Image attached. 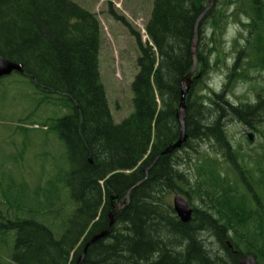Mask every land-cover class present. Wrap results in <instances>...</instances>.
<instances>
[{
    "label": "trees",
    "instance_id": "1",
    "mask_svg": "<svg viewBox=\"0 0 264 264\" xmlns=\"http://www.w3.org/2000/svg\"><path fill=\"white\" fill-rule=\"evenodd\" d=\"M152 1L148 40L137 38L133 111L117 123L100 79L97 15L72 0H0V55L22 65L14 73L33 85L38 109L67 111L47 125L66 147V166L35 189L21 184L15 193L6 186L1 194L0 264H240L249 255L264 264V210L253 201L260 206L254 185L260 179L264 190V168L256 179L227 131L230 121L255 129L264 118V92L256 103L229 98L236 79L257 82L264 71V0H227L224 9L215 2L210 10L211 0ZM239 16L249 35L235 40V62L218 88L209 77L233 55L222 56L220 36L228 19ZM195 36L200 70L187 96L188 139L163 154L180 136L181 89L194 66ZM203 143L217 158L198 160L202 177L193 182L177 153L199 154ZM232 173L242 192L229 180ZM62 187L73 205L67 219L56 210ZM193 193L202 206L191 204ZM172 194L188 198L190 222L177 216ZM112 212L109 234L87 247Z\"/></svg>",
    "mask_w": 264,
    "mask_h": 264
},
{
    "label": "rangeland",
    "instance_id": "2",
    "mask_svg": "<svg viewBox=\"0 0 264 264\" xmlns=\"http://www.w3.org/2000/svg\"><path fill=\"white\" fill-rule=\"evenodd\" d=\"M72 1L95 13L100 21L102 27L99 58L100 79L105 88L113 118L115 122H121L133 111L132 83L138 73L137 58L139 56L137 38L139 37L143 43L148 40L145 26L151 16L153 1ZM215 2H219V7L222 9L227 4V0H215ZM245 19V16H239L237 19L229 18L228 22L226 20V31L222 32L223 35L220 36L223 41L221 44L222 56L228 58L233 55L230 63L219 62L218 68H215L209 77V81L218 88L225 85L228 73L235 62L234 58L237 56V52H233L235 40L243 39V35H249L242 25ZM207 39L209 38L207 37ZM197 68L200 70V67ZM252 73L256 75L255 71ZM259 74L257 82H253L254 79L251 81L236 79L232 93L229 95L230 101L239 103L247 99L251 103H256L257 94L264 92V71ZM33 90L34 87L30 81L17 73L4 77L0 82V198H3L1 194L5 191L6 186H12L15 193L21 192V184L35 189L39 183L44 185L55 172L59 171L60 167L66 166V147L58 136L49 130L48 122L49 118L65 115L67 111L48 107L38 109ZM262 120V123L256 125L255 129L240 122L230 121L227 125L233 145L241 156L244 155L250 159V161L248 158L246 160L250 163L251 168L252 165L254 166L252 170L256 179L259 178V168H264V118ZM245 127L253 135L252 142L249 141L244 131ZM197 149L199 154L190 149L188 152L179 151L177 153L181 164L180 169L185 171L193 182L202 177V173L197 168V161L205 159L206 155L217 158L213 148L207 143L200 144ZM219 159L223 167H226L227 164L223 157L219 156ZM230 179L233 186H239V190L242 192L244 185L242 186L238 182L235 174L232 173ZM259 180L255 181L254 186L261 195L260 206L256 199L253 201L255 209L263 211L264 190L260 189ZM67 191L65 187H62V198L56 207L57 212H61L65 219L73 209ZM174 196L175 194H172V202ZM184 198L188 200L186 196ZM199 199L197 194L193 193L191 204L202 206ZM1 200L3 203V199ZM6 206L7 204L3 207L4 211ZM11 211L13 212V209ZM59 215L54 216L56 218L52 221L56 229L61 226L63 220V217L60 219ZM206 234L202 233L201 238L213 245L214 241Z\"/></svg>",
    "mask_w": 264,
    "mask_h": 264
},
{
    "label": "water",
    "instance_id": "3",
    "mask_svg": "<svg viewBox=\"0 0 264 264\" xmlns=\"http://www.w3.org/2000/svg\"><path fill=\"white\" fill-rule=\"evenodd\" d=\"M215 0H211L210 5L207 10H210L212 6L214 5ZM206 10V11H207ZM205 11V12H206ZM204 12V14H205ZM203 17V16H202ZM198 44V37L195 36V39L193 41V47H192V53L194 56V66L190 70V72L187 74L185 78V82L182 85L181 89V99H180V104H179V116H178V122L180 126V136L178 140L169 146L163 154H170L173 151H175L178 148H181L183 144L187 141L188 139V134L186 130V108H187V96L190 91V83L192 81V77L195 74L197 70V59H196V48ZM14 72H23V67L19 63L12 62L0 55V79L11 75ZM245 131L247 132L249 139L252 141L253 140V135L252 133L245 128ZM124 206H121L123 208ZM173 208L174 211L176 212L177 216L180 218L182 222L188 223L192 220L193 217V208L190 206L188 201L180 194H176L173 198ZM115 212H112L110 214V223L105 231L102 233L96 235L93 237V239L88 243L87 247L96 242L97 240L106 237L109 232H110V227L114 224V216ZM81 261H79L77 264H80ZM240 264H258L256 261V258L252 255L247 256L246 258L242 259L240 261Z\"/></svg>",
    "mask_w": 264,
    "mask_h": 264
}]
</instances>
